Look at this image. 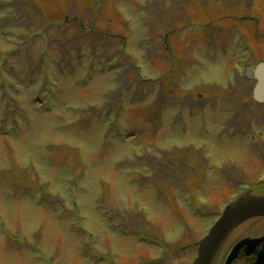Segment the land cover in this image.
I'll return each instance as SVG.
<instances>
[{
  "label": "rangeland",
  "instance_id": "374dc122",
  "mask_svg": "<svg viewBox=\"0 0 264 264\" xmlns=\"http://www.w3.org/2000/svg\"><path fill=\"white\" fill-rule=\"evenodd\" d=\"M261 60L264 0H0V264H190L264 180Z\"/></svg>",
  "mask_w": 264,
  "mask_h": 264
},
{
  "label": "water",
  "instance_id": "95a60500",
  "mask_svg": "<svg viewBox=\"0 0 264 264\" xmlns=\"http://www.w3.org/2000/svg\"><path fill=\"white\" fill-rule=\"evenodd\" d=\"M254 76L257 85L254 98L264 101V62L257 65ZM264 216V194L247 190L231 202L208 234L198 243L197 257L193 264H214L215 258L228 235L246 220Z\"/></svg>",
  "mask_w": 264,
  "mask_h": 264
},
{
  "label": "flooded vegetation",
  "instance_id": "af4514ba",
  "mask_svg": "<svg viewBox=\"0 0 264 264\" xmlns=\"http://www.w3.org/2000/svg\"><path fill=\"white\" fill-rule=\"evenodd\" d=\"M260 234H253V235H248L242 238H256V237H262L264 236V230L259 232ZM242 238H240L239 240H241ZM238 240V241H239ZM236 241L235 243H233V245H231L227 250H223L220 254H219V258L217 259L216 264H225L226 259L230 253V251L232 250V248L234 247V245L238 242ZM264 244H260L254 248H252L253 250H248L246 247L242 248L239 251V254L237 256V258L231 263V264H255L258 260L259 254L262 253V251H264L263 249Z\"/></svg>",
  "mask_w": 264,
  "mask_h": 264
}]
</instances>
